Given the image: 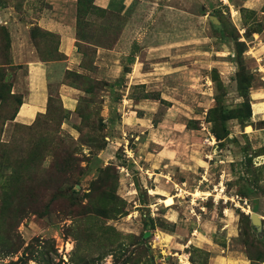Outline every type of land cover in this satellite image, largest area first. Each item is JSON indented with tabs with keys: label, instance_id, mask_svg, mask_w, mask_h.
Wrapping results in <instances>:
<instances>
[{
	"label": "rangeland",
	"instance_id": "374dc122",
	"mask_svg": "<svg viewBox=\"0 0 264 264\" xmlns=\"http://www.w3.org/2000/svg\"><path fill=\"white\" fill-rule=\"evenodd\" d=\"M143 1L81 0L70 67L50 0H0V264H264V9Z\"/></svg>",
	"mask_w": 264,
	"mask_h": 264
},
{
	"label": "crops",
	"instance_id": "0c3cea01",
	"mask_svg": "<svg viewBox=\"0 0 264 264\" xmlns=\"http://www.w3.org/2000/svg\"><path fill=\"white\" fill-rule=\"evenodd\" d=\"M53 5V15L46 19L44 27L60 36V52L67 58L66 64L73 67L78 62L77 48V11L79 0H50ZM242 7L248 10L262 11L264 0H239ZM143 0H95L94 5L102 10H106L117 15H126L134 7L138 6ZM264 37L261 36V38ZM259 46V57L261 68L264 71V39ZM101 53V52H100ZM63 62H53L46 65L31 66V94L20 108L19 118L23 121L33 120L36 115L45 108L48 103V82L50 78H58L59 71L62 69ZM65 93L73 95L69 88ZM68 100L71 101L70 96ZM32 109V110H31ZM34 109V110H33ZM21 110L27 115L21 117ZM35 112V115H31Z\"/></svg>",
	"mask_w": 264,
	"mask_h": 264
},
{
	"label": "water",
	"instance_id": "95a60500",
	"mask_svg": "<svg viewBox=\"0 0 264 264\" xmlns=\"http://www.w3.org/2000/svg\"><path fill=\"white\" fill-rule=\"evenodd\" d=\"M252 224L255 227H260L262 223H259L256 219H255V215L252 217Z\"/></svg>",
	"mask_w": 264,
	"mask_h": 264
},
{
	"label": "trees",
	"instance_id": "16d2710c",
	"mask_svg": "<svg viewBox=\"0 0 264 264\" xmlns=\"http://www.w3.org/2000/svg\"><path fill=\"white\" fill-rule=\"evenodd\" d=\"M95 1V0H94ZM79 3H81V0L78 1V8H79ZM23 103H21V106H22Z\"/></svg>",
	"mask_w": 264,
	"mask_h": 264
},
{
	"label": "bare ground",
	"instance_id": "6f19581e",
	"mask_svg": "<svg viewBox=\"0 0 264 264\" xmlns=\"http://www.w3.org/2000/svg\"><path fill=\"white\" fill-rule=\"evenodd\" d=\"M255 219L258 221V219H259V216H255Z\"/></svg>",
	"mask_w": 264,
	"mask_h": 264
}]
</instances>
